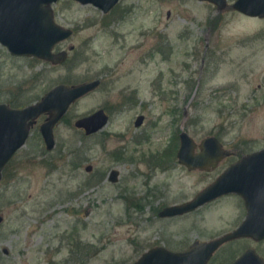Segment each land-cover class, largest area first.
<instances>
[{
  "label": "rangeland",
  "instance_id": "374dc122",
  "mask_svg": "<svg viewBox=\"0 0 264 264\" xmlns=\"http://www.w3.org/2000/svg\"><path fill=\"white\" fill-rule=\"evenodd\" d=\"M229 4L122 0L105 15L60 0L55 22L73 31L54 48L68 53L63 64L12 56L0 44V104L23 108L57 85L102 81L56 126L52 152L40 133L44 115L6 167L0 264H133L152 248L183 251L240 227L238 198L158 216L192 200L228 162L264 147V19ZM128 98L134 101L125 104ZM100 109L110 122L87 137L75 122ZM182 131L197 144L216 137L231 156L215 169L189 171L177 157ZM112 170L117 183L109 181ZM250 245L264 260V242L243 240L210 264H229Z\"/></svg>",
  "mask_w": 264,
  "mask_h": 264
},
{
  "label": "water",
  "instance_id": "95a60500",
  "mask_svg": "<svg viewBox=\"0 0 264 264\" xmlns=\"http://www.w3.org/2000/svg\"><path fill=\"white\" fill-rule=\"evenodd\" d=\"M58 1L0 0V44L5 46L12 56L35 57L53 65L63 64L68 53L65 51L55 53L54 48L69 39L73 31L55 22L53 5ZM75 1L82 5L92 4L104 13L111 11L119 2V0ZM199 1L212 3L219 10H224L228 6L227 0ZM232 9L248 17L264 19V0H237ZM101 84L102 81L98 79L78 85H57L39 102L23 108L0 104V183L6 167L27 144L32 128L41 116L46 115L47 118L40 126V133L46 150L52 152L56 148L54 135L56 126L65 118L73 104L95 92ZM109 120L110 117L105 110L100 109L78 119L75 127L83 130L86 136H92L107 127ZM143 123L144 117L141 116L135 125L139 128ZM226 155L229 153L214 136L207 137L197 144L187 132L182 131L180 134L178 162L189 171L215 169ZM248 171L254 173H247ZM109 181L111 183L119 181L118 170L111 171ZM231 194L243 197L248 209L246 219L236 230L217 240L197 241L187 251L155 247L133 264H208L213 254L225 243L240 238L264 240V150L232 165L192 200L181 205L165 207L158 216L161 219L180 217ZM3 221V217L0 216V225ZM232 264H264V260L253 249H249Z\"/></svg>",
  "mask_w": 264,
  "mask_h": 264
},
{
  "label": "flooded vegetation",
  "instance_id": "af4514ba",
  "mask_svg": "<svg viewBox=\"0 0 264 264\" xmlns=\"http://www.w3.org/2000/svg\"><path fill=\"white\" fill-rule=\"evenodd\" d=\"M60 1V0H59ZM58 1V2H59ZM73 1H75V0H73ZM122 0H119V2L116 4V6L111 10V11H109L108 13H104L101 9H99V10H101L102 12H103V14H105V15H108L110 12H112L114 9H116V7L118 6V4L121 2ZM76 2V1H75ZM77 3H79V2H77ZM80 4V3H79ZM229 4V3H228ZM82 5V4H81ZM87 5H92V4H87ZM229 5H233V4H229ZM83 6H85V5H83ZM95 7V6H94ZM97 8V7H96ZM136 9V7H134L133 6V9L132 10H128V9H125V10H123V11H121L120 13H119V21L120 20H122V19H124L125 18V16L127 15V14H129L130 12H132L133 13V11ZM54 10V9H53ZM168 17H171V13L169 12L168 13ZM54 18H55V13H54ZM118 21V20H117ZM102 85V84H101ZM130 98V97H129ZM129 98H128V100H126V101H123L125 104L128 102V103H132L133 101H134V99H130L129 100ZM106 112V111H105ZM107 113V112H106ZM108 114V113H107ZM141 116H143V115H141ZM141 116H139V117H141ZM110 117V116H109ZM138 117V118H139ZM144 117V116H143ZM144 121H145V117H144ZM109 122H110V120H109ZM144 124V123H143ZM143 126V125H142ZM141 126V127H142ZM141 127H139V128H141ZM106 128V127H105ZM104 128V129H105ZM103 129V130H104ZM102 130V131H103ZM101 131V132H102ZM100 133V132H99ZM96 135V134H95ZM92 136H94V135H92ZM87 137H90V136H87ZM262 150H264V147L263 148H261V149H259V150H256V151H253V152H251V154H254V153H257V152H260V151H262ZM250 154V155H251ZM247 155V154H246ZM231 155H226L225 157L226 158H229ZM249 156V155H248ZM247 157V156H246ZM242 160V159H241ZM239 162V160L237 161V160H234V161H231V162H228V165H227V167H224V168H221L220 170H222V171H220V173L218 174V177L215 179V180H217L225 171H227L232 165H234V164H236V163H238ZM219 171H215V172H219ZM250 172H253V171H248L247 173H250ZM111 173V172H110ZM254 173V172H253ZM119 176H120V174H119ZM109 177H110V174H109ZM258 188V187H257ZM260 189V188H259ZM253 190V189H252ZM254 196V195H253ZM227 198H238V200L240 201V206L242 207V210H243V214H244V216H245V219H246V217H247V214H248V209H247V204H246V202H245V199L243 198V197H241V196H239V195H236V194H231V195H227V196H224V197H222V198H220V199H218V200H216V201H214V202H212V203H210V204H207V206L208 205H211V204H214V203H216V202H219V201H221L222 199H227ZM254 198V197H253ZM167 219V218H166ZM244 219V220H245ZM234 231V230H233ZM232 231V232H233ZM225 236V235H224ZM223 237V236H222ZM220 238V237H219ZM219 238H216V239H214V240H217V239H219ZM243 240H245V241H250L251 242V244H255V245H257V244H260V243H263L264 242V240H261V241H256V240H254V239H252V238H240V239H236V240H233V241H230V242H228V243H225L224 245H222L214 254H213V256H212V258H211V260L208 262V264H210V263H212L213 262V260H214V257L222 250V249H225V250H228V248H227V245L228 244H232V243H234V242H237V241H243ZM213 241V240H212ZM209 242V241H208ZM191 247V246H190ZM190 247L187 249V250H189L190 249ZM249 249H253L255 252H256V250H255V248L252 246V245H250V246H248V249L246 250V251H248ZM187 250H183V251H187ZM245 251V252H246ZM244 252V253H245ZM243 253V254H244ZM257 253V252H256ZM242 254V255H243ZM258 254V253H257ZM259 255V254H258ZM260 256V255H259ZM261 257V256H260ZM239 258V257H238ZM237 258V259H238ZM236 259V260H237ZM263 259V258H262ZM236 260H234L233 262H235ZM233 262H231V263H229V264H232Z\"/></svg>",
  "mask_w": 264,
  "mask_h": 264
},
{
  "label": "trees",
  "instance_id": "16d2710c",
  "mask_svg": "<svg viewBox=\"0 0 264 264\" xmlns=\"http://www.w3.org/2000/svg\"><path fill=\"white\" fill-rule=\"evenodd\" d=\"M18 106V105H17ZM19 107V106H18ZM170 150H172V147L170 148ZM163 161V160H162Z\"/></svg>",
  "mask_w": 264,
  "mask_h": 264
}]
</instances>
